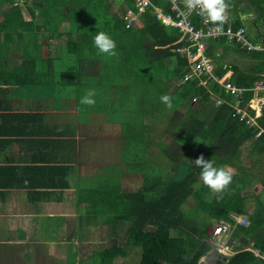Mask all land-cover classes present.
Returning <instances> with one entry per match:
<instances>
[{
	"label": "trees",
	"instance_id": "trees-1",
	"mask_svg": "<svg viewBox=\"0 0 264 264\" xmlns=\"http://www.w3.org/2000/svg\"><path fill=\"white\" fill-rule=\"evenodd\" d=\"M98 1L0 0V5L6 3L9 7L3 12V19H0V40L21 42L20 50L25 55L21 65L22 82H43L45 79L40 73L55 72L59 83L68 87L78 86L90 63L91 71L97 69L102 74L95 87L96 104L91 109L101 107V97L105 98L106 95L123 109L138 101V114L133 111L130 121L134 125L132 137L137 144L135 155L127 160V170L142 172L144 179L136 189L121 191L113 199L115 204L94 209L97 213H107L105 221L112 233H116V239L112 241L114 244L106 246L101 262L111 263L114 256L125 255L132 247L137 249L138 264H201V258L212 248L209 240L200 237L205 230L202 227L212 219L230 220L232 211L247 212L249 193H243L255 180L261 179L259 173L245 167L240 153L242 145L246 143L251 145L249 154L262 155L264 152V131L258 134L261 128L264 129V111L258 118L260 126H250L236 113L231 97L217 104L212 99V92L194 78L179 83L171 92L167 83L173 79L182 80L190 70L187 57L177 50L185 41L175 43L181 37L179 30L163 25L152 7L143 15V27L128 28L122 14L127 7L134 5L133 0L120 2L119 11L115 13L111 11L110 5ZM154 2L165 4L164 0ZM228 2L236 15L235 26L246 24L242 18L246 15L251 24L258 27L257 35L264 38V0ZM23 7L30 10V20L25 18ZM194 19L200 24L198 17ZM34 26L41 30L42 39H39ZM101 31L116 42L118 55L106 57L96 54L93 38ZM48 40H53L59 59H49L41 54L42 46ZM214 43L220 46L227 44L224 40H213L210 52ZM243 53L258 62L249 73L238 67L233 69L232 79L238 85H246L264 73V50ZM228 69L221 66L219 73H225ZM210 86L215 87V83ZM113 89L116 91L115 99L111 97ZM165 94L172 97L171 109L159 99ZM195 95L200 97L197 103L191 101ZM221 96L226 97L223 94ZM81 97H77L78 105L85 108V105L80 104ZM147 109L151 110L152 119H157L159 112L170 110L174 113L176 124L173 144L176 149L159 138L155 141L148 139L145 132L150 127L149 123L146 124ZM151 144H157L162 151L159 162L149 152ZM181 147L184 151L179 155V160L187 164V171L181 180H174L165 173ZM201 154L206 160L211 159L215 167L229 165L234 168L232 183L222 199L218 200L214 195L212 199H207L206 196L211 192L203 183L198 188L194 187L200 181V169L192 161ZM195 200L199 201L198 213H208L206 220L200 221L201 229H197V234L185 230L190 226V218L195 215ZM250 218L251 224L238 227L235 234H250L249 237L254 241L253 248L258 249L261 255L253 250H243L230 257L226 264H264V232L261 231L264 212L258 203ZM119 223L120 239L119 230L115 231ZM172 230L177 231L176 235H172Z\"/></svg>",
	"mask_w": 264,
	"mask_h": 264
},
{
	"label": "crops",
	"instance_id": "crops-1",
	"mask_svg": "<svg viewBox=\"0 0 264 264\" xmlns=\"http://www.w3.org/2000/svg\"><path fill=\"white\" fill-rule=\"evenodd\" d=\"M8 8L6 3L0 5V19ZM22 11L30 20V10L23 7ZM228 16L234 19L236 15L229 11ZM242 18L250 38L264 41L257 35L258 27L246 15ZM34 27L42 39L41 30ZM52 41L42 46L41 54L59 59ZM20 48L19 41L0 40V264H105L101 256L107 245L114 244L116 233H112L105 221L107 213H97L94 209L115 204L113 199L121 191L136 189L144 179L142 172L127 170V160L135 155L137 144L132 137V116L116 112L123 108L107 95L101 97L103 104L99 108L78 105L77 97L83 96V91L96 89L92 85L102 77L97 69H86L88 74L81 77L82 83L78 85L84 89L80 93L72 85L59 83L55 72L40 73L43 82H22L25 55ZM211 50L221 53L220 63L229 68L227 74L231 80L235 67L249 73L258 62L246 56L254 64L242 66L243 51L234 45L214 43ZM114 92L113 89L111 97L115 99ZM83 109L92 110L100 118L90 117ZM145 132L148 135V130ZM194 206V216L199 221L196 227L201 229L200 221L206 220L208 213H198V200ZM249 212L247 207V212L242 214L249 216L251 224ZM220 221L223 220L212 219L207 225ZM207 225L202 227L205 230L200 237L208 240ZM240 226L243 225L237 226L233 236L243 250L261 255L253 248L254 241L249 236L235 234ZM119 227L120 223L115 231ZM121 235L119 230L118 239ZM242 235L248 238L247 244L241 241ZM136 250L130 247L125 255L118 254L107 264H138ZM200 262L219 264L208 255Z\"/></svg>",
	"mask_w": 264,
	"mask_h": 264
},
{
	"label": "built area",
	"instance_id": "built-area-1",
	"mask_svg": "<svg viewBox=\"0 0 264 264\" xmlns=\"http://www.w3.org/2000/svg\"><path fill=\"white\" fill-rule=\"evenodd\" d=\"M117 5L125 0H113ZM165 4H156L154 0H133V6L127 7L122 14L123 20L128 28L143 27V15L149 8L154 9L156 17L167 27H173L179 30L181 37L175 42L185 41L177 50L187 57L190 70L183 78L188 81L192 78L197 79L200 85L207 89H212V99L217 104L226 101L228 96L233 98L231 104L240 115L242 120L250 126H260L258 118L264 111V74L262 77L253 78L246 85H238L231 76L225 73H219V68H227L220 63L221 53L210 52L211 41L224 40L228 45H234L239 50L248 53L257 50H264V41H254L249 36L246 26L236 27L234 19L229 16L228 21L217 28L214 25L207 24L195 13L187 15L183 5L172 6V0H164ZM194 17L200 19V24L196 23ZM215 83V87L210 84ZM251 92L250 95L247 93ZM221 94L226 97H222ZM200 97L195 95L193 101L197 103ZM264 129L261 128L258 134ZM250 224L249 216L246 214L231 212L230 220L217 222L210 232L209 242L212 244L208 256L214 260L229 259L239 251L243 250L241 243L233 236L234 230L238 225L248 226Z\"/></svg>",
	"mask_w": 264,
	"mask_h": 264
},
{
	"label": "rangeland",
	"instance_id": "rangeland-1",
	"mask_svg": "<svg viewBox=\"0 0 264 264\" xmlns=\"http://www.w3.org/2000/svg\"><path fill=\"white\" fill-rule=\"evenodd\" d=\"M98 2L110 5L111 11L113 13L119 11L118 10L119 6L113 0H99ZM229 4H230V2H229ZM231 7L232 6L230 4V9H229L230 12H232ZM64 10L66 11L67 8L65 7ZM25 17L26 18L28 17L27 14L25 15ZM247 24H248V22H247ZM242 55H241V57H242L241 58V65L242 66L245 64H247V65H253L254 64L253 61H251V59L246 58V56H248L247 54L242 53ZM230 61H232V60H230ZM89 67H90V63L88 64L86 69L89 70ZM87 74L88 73H86L85 75H87ZM99 80L94 81L95 84L92 86L96 87ZM181 82H182V80L173 79L172 81L167 83V87L170 89L171 92H173V90ZM72 87L79 93L84 90V89L79 88L78 86H72ZM83 93H85V91H83ZM134 99L136 100V97H134ZM191 101H193V98ZM191 101H189V103ZM140 103H141V101H140ZM193 103H194V101H193ZM134 106H135V108H134ZM197 107H200V106H197ZM137 108H138V101H136V102H134V104L128 105L126 108L120 109L116 112H120L123 116H129V115H133V111H135V112L138 111ZM83 110L90 117L96 116L97 118H100V115L93 114L92 110H85V109H83ZM181 110H184V108H181ZM146 112H147L146 113L147 122L149 123V126H150L149 130H148V139L151 138L153 141H155L159 138L160 141L169 143V144L173 145V147H174L175 145L173 144V142L175 139V124H176V119H175L174 113L170 110L167 112H162V113L159 112V114H157L158 118L152 119L151 110L147 109ZM105 116L108 120L113 121L110 116H108V115H105ZM148 117H150V118L148 119ZM101 123L106 124L103 122H101ZM138 132H140V130ZM174 149H176V148L174 147ZM250 149H251L250 143H246V144L242 145V150H241L240 155L243 159V164L245 165V167L251 168L252 171H256L257 173H259L258 175H260L261 179L255 180L253 185L250 186L248 188V190H246L244 193L242 192L243 194L249 193L248 194L249 197L247 200L248 210L251 211V212H249V214L253 213L255 211V207H256L257 203L260 207V210H262L264 212V152L262 153V155H260V154H249ZM149 150H150L149 152H151L153 154L152 158H154V160L156 162H159L160 158L162 156V151L160 150L159 146L157 144H151V146L149 147ZM182 151H184L183 147H181L179 149V153L176 155V159H174L173 161L170 162V164L166 170L167 175L171 179L180 180L186 174L187 164H185L179 160V155L182 153ZM126 166H127V164H126ZM229 167L230 166L227 165V168H229ZM114 168H116V167H114ZM127 169H128V166H127ZM236 181L237 182L239 181V177L237 178ZM201 184H202V181H199L195 185L200 186ZM195 188H198V187H195ZM211 197H212L211 194H208V197L206 196L207 199L211 198ZM193 220H194V222H193ZM190 222H191L190 226L188 228H185V230L192 231L193 233L197 234L198 227H196V224L197 223L199 224V221L197 220V218L195 216H193V218L192 217L190 218ZM207 226H208L207 231L210 230V232H211L213 227H214V222L207 225ZM263 229H264V227H263ZM176 233H177L176 231L172 232L173 235H176ZM248 235L250 236V234H248ZM206 236H208V233Z\"/></svg>",
	"mask_w": 264,
	"mask_h": 264
},
{
	"label": "clouds",
	"instance_id": "clouds-1",
	"mask_svg": "<svg viewBox=\"0 0 264 264\" xmlns=\"http://www.w3.org/2000/svg\"><path fill=\"white\" fill-rule=\"evenodd\" d=\"M181 4L184 10H186L187 15L195 13L199 15L205 23L214 25L217 28H222L229 19L228 13L230 4L228 0H172V6L174 8ZM93 44L97 50V55L106 57L118 55L116 51V42L103 31L95 35ZM207 90L212 92L210 88ZM96 95L95 89H86L84 95L80 99V104L88 107L95 106ZM159 99L168 109L173 107L172 97L170 95H162ZM192 163L195 167L200 169L199 178L203 185L207 187L218 200L222 199L224 192L232 183L235 175L234 170L227 167H215L214 162L211 159L206 160L202 154L192 161ZM194 187H199V185H195Z\"/></svg>",
	"mask_w": 264,
	"mask_h": 264
},
{
	"label": "water",
	"instance_id": "water-1",
	"mask_svg": "<svg viewBox=\"0 0 264 264\" xmlns=\"http://www.w3.org/2000/svg\"><path fill=\"white\" fill-rule=\"evenodd\" d=\"M241 241L244 243V244H247V241H248V238L245 236V235H242L241 236ZM227 259L226 258H223V259H219L218 262L219 264L221 262H225ZM221 264H225V263H221Z\"/></svg>",
	"mask_w": 264,
	"mask_h": 264
}]
</instances>
